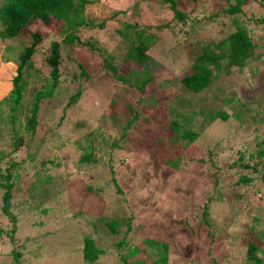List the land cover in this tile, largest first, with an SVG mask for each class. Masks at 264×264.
I'll use <instances>...</instances> for the list:
<instances>
[{
	"label": "rangeland",
	"instance_id": "rangeland-1",
	"mask_svg": "<svg viewBox=\"0 0 264 264\" xmlns=\"http://www.w3.org/2000/svg\"><path fill=\"white\" fill-rule=\"evenodd\" d=\"M91 1L84 8L87 23L75 31L80 41L63 43L62 33L42 29L28 58L31 66L23 67L25 84L17 108L20 122L29 114L35 93L51 82L46 58L52 55L51 43L58 42V83L52 95L39 102L35 131L27 133L20 145L5 123L0 128V174L11 169L12 179L6 182L14 185L9 210L15 217L13 223L0 208V264H125L121 258L124 254L135 264L139 259L140 264H216L214 260L218 264H244L250 241L264 248V156L249 157L250 149L246 150L244 161L251 165L257 162V170L226 165L237 157L236 150L243 148V141L253 140V145L254 128L256 133H264V0H244L242 4L244 18L250 17L247 27L255 43V58L239 72L222 74L212 81L210 90L198 94L206 95L204 104L215 102L224 107L222 98L228 95L248 106L250 112L246 111L241 126L237 125L242 129H236L239 121L234 118L224 124L215 120L204 125L203 115L197 114L191 129L198 135L187 145L181 138L169 145L167 139L171 117L165 108L177 96L187 95L180 86L170 84L171 76L180 77L189 70L203 52V44L212 46L234 30L225 15L204 18L218 2L224 6L225 0H180L178 8L191 9L186 23L167 28L163 24L170 21L172 12L157 0ZM258 17L263 21H255ZM124 23H136L155 36L144 52L143 63L152 69L153 79L139 105V119L147 115L152 121L132 130V142L119 140L123 147L111 148L120 130L110 114L123 116L121 109L138 97L133 85L141 76V65L125 56L126 42L117 32ZM36 28L29 26L26 32L0 44V97L9 91L18 54L24 45L32 43L29 32ZM9 45L13 49L5 51ZM8 56L12 60H5ZM105 58L116 73L103 65ZM118 75L128 80L118 79ZM78 89L81 94L70 103ZM0 108L8 111V103ZM231 130L243 133L239 143L224 139L232 137ZM87 132L97 138L94 163L78 160L83 150L75 140ZM101 132L111 135L108 141ZM155 138L163 139L161 147ZM209 152L215 153L211 167ZM48 159L53 163H45ZM214 165L219 178L216 185L211 178ZM110 170H114L115 179ZM36 171L49 175L50 180L40 183L37 194L32 195L27 190ZM64 174H70V184L77 186L73 194L65 190ZM242 175L251 180L238 181ZM46 187L56 194L40 201ZM216 189L222 196L210 201L206 224L202 205L208 194L217 193ZM87 201L92 206L89 216L79 215L80 206ZM112 218L119 221L115 232L107 224ZM197 220L203 221L201 227L190 233V225L195 226ZM12 226L15 231L10 237ZM85 236L102 249L96 261L86 262L82 257ZM148 238L167 245L166 261H155L159 256L155 249L147 251L142 241ZM120 240L125 243L119 245ZM133 245L144 251L128 255L126 251ZM14 248L21 252L17 261L12 257ZM254 254L261 256L258 250Z\"/></svg>",
	"mask_w": 264,
	"mask_h": 264
},
{
	"label": "trees",
	"instance_id": "trees-1",
	"mask_svg": "<svg viewBox=\"0 0 264 264\" xmlns=\"http://www.w3.org/2000/svg\"><path fill=\"white\" fill-rule=\"evenodd\" d=\"M162 6L163 9H170L172 12L171 19L169 22L163 24V27H171L174 24L179 22L186 23V17L189 15L190 10H184L183 8H178V4L180 0H157ZM217 1V0H216ZM243 1L244 0H225L226 4L223 6L221 2H218V8L213 9L210 14L204 16V18H214L221 14L225 18L228 19L229 25H234V30L229 31L226 36L220 38L218 41L212 43V46L209 42L203 44V52L196 56L192 64L190 65L189 70L183 73V75L179 76H171L173 81H170V84L173 86H180L182 90H184L187 95L184 98L176 97L173 101L169 102L165 108V112L167 116L171 117L168 125L166 126L167 131H169L167 135V139L169 140V145L174 144L179 138L184 141V145L191 143L198 133L191 129V125L195 122V115H203L202 123L207 125L208 123H214L215 120H218L220 124H224L228 119L234 118L236 121H239L236 124L241 126L243 122V116H245V112H250V108L246 107L245 104H242L238 101V99L233 96L223 95L222 102L225 105L217 106L215 102L211 104H204L206 95H198L200 92H207L211 89L212 81L218 79L222 74H229L233 72L241 71L244 66L252 61L255 58V54L253 52V48L255 43L250 38L251 30L247 27V23L250 21V17L244 18V9H243ZM92 2L91 0H0V44L4 40L12 39L17 34L22 32H26L29 26H37L35 31L31 30L29 34L33 38V41L29 45H24L22 51L18 54V65L16 67V74L12 77V82L9 91L6 94H3L0 97V106L8 103V111H5L0 108V128L4 127V123L8 126L10 136L15 137V141L17 144H22L25 141V136L27 133H33L35 131V126L38 122L37 112L39 108V102L45 97L50 96L53 93L55 86L58 83V47L59 44L56 41L51 43L52 55L46 58L48 64L51 66L50 71V83L43 84V88L39 89L33 98L31 106L29 107V114L25 116V120L22 122L19 121V117H21L17 108L20 105V99L23 92V86L25 84V80L22 77L23 67H30L31 63L29 62V57L31 56L36 42L41 38L39 31L42 29L50 30L53 33H58L60 35L62 33L61 41L63 43H74L76 41H80L75 31L81 25L86 24V15L84 13V8L87 3ZM181 5V3H180ZM183 6V5H182ZM160 9H157L158 11ZM244 18V19H243ZM197 21V18H194ZM257 22H262L261 18H256ZM98 25H101L99 23ZM121 35V41L126 42L124 44L127 47L126 55L134 60L135 63L141 65L140 69V79L137 84L133 85L137 90L136 99L130 100V102L126 103L124 108H122L123 116H118L116 114H110V118L114 126L119 128L120 132L118 137L112 140L110 144L112 147L122 148L123 145L120 144L119 140L123 143L132 142V130L134 128L140 127L141 124L145 122L152 121L147 115H143L142 119H139L140 113V102L143 100L142 95L146 93L148 84L153 79L152 69L148 66H145L144 60L146 56L144 52L151 43L154 42L155 36L152 33H146L145 29L139 28L136 23H124L122 28H119L117 31ZM91 44L90 42H86ZM92 45V44H91ZM90 45V46H91ZM13 47L11 45L5 47V51L10 52ZM3 55V54H2ZM1 55V57H2ZM3 58V57H2ZM82 61L86 59L85 54L81 55ZM4 59V58H3ZM9 56L5 60H9ZM12 60V59H11ZM103 65L109 70L116 73V69L113 67L110 62L105 58L103 59ZM81 73L83 75H87L85 70L82 69ZM118 79L128 80L121 75L117 76ZM81 94V90L78 89L75 94H73L70 99V103L75 102L79 95ZM202 104V105H201ZM183 107V109H179ZM229 108L230 111L226 110ZM19 116V117H18ZM141 120L142 123L139 121ZM229 124V122L227 123ZM161 127H159L160 129ZM254 136V143L252 146L250 145L253 140L243 141V148L239 146L236 150L237 157L234 161L229 162L226 167L232 166H241L243 168H253L256 169V163L249 164L244 161V157L246 156L247 149L250 151L247 153L249 157H262L264 156V133H256ZM232 137H225L224 139H228V143L230 141L238 142V138L243 135L241 132H234L231 130ZM249 134V132L247 133ZM246 134V135H247ZM101 136L105 137L103 140L108 141L111 137L110 134H104L101 132ZM258 137L261 139L258 140ZM96 135L93 132H87L79 136L75 143L83 150V153L79 156V161L96 162L95 156L93 152L95 150L96 144ZM155 141L160 145L163 144V139L155 138ZM239 143V142H238ZM232 146V145H230ZM252 148V149H251ZM224 149V148H223ZM213 154V155H212ZM208 153L209 156V166H213V156L214 152ZM212 156V157H211ZM202 159V158H201ZM200 159V161H201ZM46 162L53 163V160L48 159ZM122 163V162H121ZM67 165V164H66ZM69 169L68 166H66ZM215 169L212 172L211 178L216 185L219 183V178L217 175L218 169L216 165H214ZM11 170V169H10ZM9 169L6 170L5 174H0V208L4 214H6L9 219L15 223V217L12 212L9 210L10 198L13 196V183H8L6 180L8 178L12 179V172ZM77 169H75L76 171ZM111 171V178L114 177V170ZM69 175L64 174V177L61 175V179H63V183H65V190L70 194L73 192L72 189H77V186L70 184ZM5 179V182H4ZM50 180V176L47 174H41L39 171H36L35 176L33 177V184L29 185L28 193L34 195L37 194L35 191L41 187L42 182H48ZM251 180V177L246 175H242L238 181H243L248 183ZM3 181V182H2ZM89 185V184H88ZM86 185L88 190H92L90 186ZM117 185V184H116ZM44 190V195L41 200H46L49 195H53L56 193L49 192V188L46 187ZM217 191V189H216ZM73 194V193H72ZM95 195V194H94ZM208 199L204 201L203 207V217L204 223L209 224L206 219V215H208V206L212 198H217L222 196L221 193L217 191V193L208 194ZM260 195V194H259ZM49 198V197H48ZM88 203V204H87ZM87 205L80 206L79 215L81 212L84 213L85 216H89V212L92 210V206L89 202H86ZM40 207V205H38ZM50 207V206H49ZM52 208V207H51ZM83 208V209H82ZM41 209L43 211L47 210V207L41 205ZM83 215V216H84ZM76 216V214L72 215ZM95 216V220H98ZM94 220H92L93 222ZM119 221L115 218H112L107 222L110 230L115 232L116 226ZM203 221L197 220L196 223L190 225L192 228L191 232H196L195 227H201ZM94 224V222H93ZM95 225V224H94ZM128 226H129V218H128ZM96 230V228H94ZM15 228L14 226L10 229L9 236L12 237ZM124 240H120L118 242L119 245H123ZM145 247H148L147 251L150 253L151 249H155L158 253V258L155 261L164 262L166 261V251L167 245L164 242H158L153 239H145L142 241ZM248 249L246 253V262L244 264H264V248L260 247L256 242L250 241L248 244ZM260 251L261 256H257L254 254V251ZM83 259L88 261H96L99 257V254L102 252V249L99 248L93 238L89 236H85L83 238V246L81 249ZM144 248L139 245H133L130 247L126 253L128 255H132L137 253L140 255V252H143ZM21 252L18 249L12 250V257L14 261H17ZM142 256V255H141ZM122 260L125 264H135L134 262L127 261L126 254L121 256ZM141 259L137 260L136 263L140 264ZM217 263L216 260H214ZM1 263V262H0ZM10 264H13L11 262Z\"/></svg>",
	"mask_w": 264,
	"mask_h": 264
}]
</instances>
